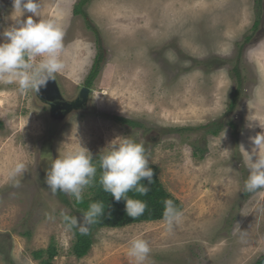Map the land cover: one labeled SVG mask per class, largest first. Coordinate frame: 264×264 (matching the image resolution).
Returning <instances> with one entry per match:
<instances>
[{"label":"rangeland","instance_id":"1","mask_svg":"<svg viewBox=\"0 0 264 264\" xmlns=\"http://www.w3.org/2000/svg\"><path fill=\"white\" fill-rule=\"evenodd\" d=\"M76 1L39 0L40 18L59 15L65 27L66 68L56 74L64 93L82 84L98 50L73 13ZM11 8L12 0H0V32L14 23ZM84 9L105 57L89 112L53 128L36 94L0 81V264H40L32 251L50 241L52 264H131L128 241L136 235L151 247L145 264H256L264 257V189L245 190L239 145L250 150L249 137L261 131L248 119L264 122V0H91ZM234 66L241 93L231 108ZM121 135L144 144L159 180L182 202L183 220L171 234L162 220L97 228L89 252L76 257L74 231L61 216L73 211V198L66 204L52 194L46 173L78 140L94 157ZM17 161L26 164L18 187L8 177Z\"/></svg>","mask_w":264,"mask_h":264},{"label":"clouds","instance_id":"2","mask_svg":"<svg viewBox=\"0 0 264 264\" xmlns=\"http://www.w3.org/2000/svg\"><path fill=\"white\" fill-rule=\"evenodd\" d=\"M12 25L0 32V81L16 83L22 93H38L56 74L63 73L65 63V27L59 15L41 19L39 0H12L10 13ZM249 128L258 126L261 131L250 136L251 149L242 150L248 171L244 188L248 192L264 189V122L258 118L248 119ZM252 121L256 123L253 124ZM143 143L130 136H116L99 151L98 161L78 140L76 147L59 153L51 162L44 182L52 194L63 192L76 202H82L84 190L97 180L117 202L123 200L126 214L135 219L143 215L147 205L129 196L130 192L147 195L153 182V170ZM26 171V164L17 161L9 169V180L19 186L18 177ZM147 180V184L142 181ZM80 217L62 212L67 231L77 230L87 235L91 225L105 215L102 202H92ZM49 219L54 217L49 216ZM183 220V212L172 199L163 201L162 221L165 231L171 234ZM241 236L244 232L237 225ZM151 247L141 235L128 241L127 256L131 264H145Z\"/></svg>","mask_w":264,"mask_h":264},{"label":"trees","instance_id":"3","mask_svg":"<svg viewBox=\"0 0 264 264\" xmlns=\"http://www.w3.org/2000/svg\"><path fill=\"white\" fill-rule=\"evenodd\" d=\"M91 0H77L74 4L73 13L74 15H80L83 18L85 26L88 30H90L95 36V42L97 44L98 50H96V56L94 58V62L90 71V79L92 80L99 72L100 66L103 62L104 57V48L102 44V39L100 35V31L97 25L88 17L87 12L85 11V6ZM1 19V17H0ZM258 25V20H256L253 24V29ZM253 39L252 35H247L243 43L240 45V51L243 47V44L249 40ZM233 73L236 79V87L233 90V94L231 96L229 106L234 108L236 106V101L241 93V79L239 75V70L237 66L233 67ZM122 122L126 123L129 120L125 118H119ZM232 126V123L230 124ZM1 126V121H0ZM218 131L214 130L212 134L216 135ZM98 161V155L94 156V162ZM149 167L153 170V182L149 185V192L147 195H139L134 192H130L129 196H133L134 198L140 199L144 201L147 205L143 215L133 219L129 217L125 212V204L124 201L121 200L119 202L115 201L113 197L105 192L101 185L99 184V169L97 171V180L96 182L88 187V192L83 194L82 202H76L74 199L72 200V205L74 209L69 215L76 216L77 212H84L87 210L88 206L92 202H102L105 205V215L99 217L97 222L91 225L90 230L87 235H82L79 231L73 230L75 234V241L72 245L71 251L76 257L85 256L92 244H93V235L92 232L101 227H122L132 223L142 222V221H154V220H162V211H163V201L165 199H172L176 206L181 210L182 202L174 196L171 192H169L162 182L159 180L157 175V167L154 164L149 163ZM142 183L147 184V180L142 181ZM63 202L69 204V200L67 195L63 192L56 193ZM57 255V250L55 245L50 241L46 248H40L32 251V256L34 259L39 260L40 264H52L53 258ZM256 264H264V257L258 259Z\"/></svg>","mask_w":264,"mask_h":264},{"label":"flooded vegetation","instance_id":"4","mask_svg":"<svg viewBox=\"0 0 264 264\" xmlns=\"http://www.w3.org/2000/svg\"><path fill=\"white\" fill-rule=\"evenodd\" d=\"M55 79L62 94V98H55V97L53 98L48 93L43 94L42 96L36 93V97L46 107L49 117V125L51 127L54 128L58 124H62L63 127H68L69 123L75 116L83 112L90 111L91 109L90 101H91V95L93 93V89L91 88V85L95 77L91 80L90 72H88L82 84H80L77 87V89L73 91V93H69V92L64 93L63 89L61 90L59 82L56 77ZM84 88H87L88 91H86ZM119 118L122 117L116 116L114 119L121 124L129 126V128L131 129L139 128L137 122H134L131 119H127L129 120V122L124 123ZM142 138L144 139V132H142V137L140 136V139ZM148 140H149V136L145 135L144 141L147 142Z\"/></svg>","mask_w":264,"mask_h":264},{"label":"water","instance_id":"5","mask_svg":"<svg viewBox=\"0 0 264 264\" xmlns=\"http://www.w3.org/2000/svg\"><path fill=\"white\" fill-rule=\"evenodd\" d=\"M86 91H88L87 88H84ZM48 93L51 97L55 98H62V94L60 92L59 86L55 80H49L47 85L40 89V91L37 93L38 95H43ZM77 217H80L82 214L80 212H77L75 214Z\"/></svg>","mask_w":264,"mask_h":264}]
</instances>
